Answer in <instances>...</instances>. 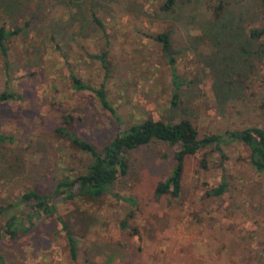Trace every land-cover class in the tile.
Returning <instances> with one entry per match:
<instances>
[{"label":"rangeland","instance_id":"rangeland-1","mask_svg":"<svg viewBox=\"0 0 264 264\" xmlns=\"http://www.w3.org/2000/svg\"><path fill=\"white\" fill-rule=\"evenodd\" d=\"M164 1L0 0V28L19 31L6 40L7 59L0 55V96L10 95L0 101V210L90 165L56 135L63 114L75 115L77 136L98 149L147 119L186 118L200 138L264 129V37L249 36L264 28V0H177L170 12ZM162 32L173 65L153 40ZM70 74L103 86L116 118L93 93L75 91ZM220 149L185 159L178 198L155 196L176 148L153 142L128 152L126 176L98 203L57 201V215L84 230L77 264H264V172L241 141ZM221 184V196L208 194ZM11 212L0 213V227ZM33 222L1 245L8 264H70L56 217Z\"/></svg>","mask_w":264,"mask_h":264},{"label":"trees","instance_id":"trees-1","mask_svg":"<svg viewBox=\"0 0 264 264\" xmlns=\"http://www.w3.org/2000/svg\"><path fill=\"white\" fill-rule=\"evenodd\" d=\"M184 4L191 0H182ZM177 0H165L161 6V11L170 12L174 9ZM219 9V7L217 8ZM220 15L215 16L218 18ZM96 20V19H95ZM97 21V20H96ZM18 30L6 32L0 28V55L4 60L7 59L6 40L9 36L18 33ZM252 39H261L264 37V28L254 29L249 32ZM153 40L160 44L162 52L168 57L173 65L171 57V42L167 32L158 33ZM102 65L106 68L105 55L97 56ZM72 87L75 91H89L93 93L100 106L108 111L114 118L116 113L107 98V93L103 86L99 88L92 87L83 83L80 79L70 74ZM172 83L176 90L183 84L178 80V76L173 73ZM10 97L8 94L0 96V101ZM179 96L174 93L171 101L172 108L179 105ZM77 117L73 114H63L60 122L55 128V133L59 138H65L70 145L84 154L91 157V163L86 171L70 179L64 177L57 179L50 193H39L35 190L27 189L21 195L9 204L1 208L0 213L12 214L0 227V264H8L1 245L5 241H16L29 231V227L34 226L33 219H50L56 217L61 225V232L64 233L66 241L67 259L70 264H77L78 258V238H84V230L75 232L71 230L70 224L57 215L55 203L87 201V203H98L105 196L111 194L114 184L125 177L128 172V152L142 146H147L153 142H161L169 148H176L173 154L174 166L168 178L164 182L157 184L155 196L170 195L178 198L181 191V179L184 168V161L187 157L195 155L200 149L213 146L217 152H221L220 144L227 140L241 141L250 151L251 166L257 172H264V129L246 128L240 131L226 132L223 135H211L200 138L197 128L193 123L186 119H180L177 122L164 123L161 120L147 119L140 123H135L128 128L115 134L101 148H96L93 144L80 139L74 131V124ZM226 190V186L221 184L213 188L208 193L210 196H221ZM114 197L119 198L116 194ZM132 202V200L127 199ZM5 215V214H4ZM27 223L29 226L20 229V225ZM124 226L125 224L122 223ZM57 234V233H56Z\"/></svg>","mask_w":264,"mask_h":264}]
</instances>
